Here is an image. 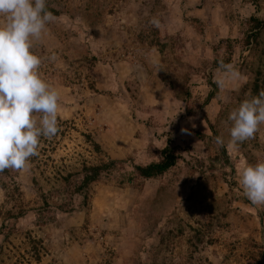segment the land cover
Instances as JSON below:
<instances>
[{"label": "rangeland", "instance_id": "1", "mask_svg": "<svg viewBox=\"0 0 264 264\" xmlns=\"http://www.w3.org/2000/svg\"><path fill=\"white\" fill-rule=\"evenodd\" d=\"M47 7L58 19L33 52L60 94V130L24 170L0 173V264H264V206L240 185L245 164L264 162V124L231 146L228 119L256 81L264 91V0ZM250 17L263 26L246 44ZM228 59L242 78L220 88L214 63ZM167 144L175 165L139 177L132 165L159 161ZM108 160L84 200V166Z\"/></svg>", "mask_w": 264, "mask_h": 264}, {"label": "clouds", "instance_id": "2", "mask_svg": "<svg viewBox=\"0 0 264 264\" xmlns=\"http://www.w3.org/2000/svg\"><path fill=\"white\" fill-rule=\"evenodd\" d=\"M0 173L6 169L24 170L31 157L38 155L40 138L52 139L59 132V92L42 80V58L34 54L47 25L58 18L48 10L47 0H0ZM149 23L159 28L153 17ZM47 59L55 61L53 53ZM217 86L226 80L241 79L232 65L219 63ZM194 118H189L192 120ZM230 145L254 138L264 124V91L243 101L228 117ZM195 126V125H193ZM181 132H187L181 129ZM215 143L223 146L221 137ZM243 195L253 206H264V162L245 164L240 171Z\"/></svg>", "mask_w": 264, "mask_h": 264}, {"label": "trees", "instance_id": "3", "mask_svg": "<svg viewBox=\"0 0 264 264\" xmlns=\"http://www.w3.org/2000/svg\"><path fill=\"white\" fill-rule=\"evenodd\" d=\"M49 11L53 14H56L54 9L47 7ZM250 22H252V27L248 36L246 37V44L251 43L253 40H256V36L258 35L259 30L263 26V22L257 17H250ZM252 39V41H251ZM221 61H215L214 66L218 68V65ZM225 64L230 63V60L223 62ZM261 92V88L258 85L257 81L253 85V91L256 94ZM95 148H98V145H95ZM161 158L159 161L151 162L147 165H132V169L136 172V174L141 177L142 179H155L164 173H166L170 168L175 165L176 159L178 158L177 155L174 153V148H172L169 144H167L160 152ZM116 164L113 160H108L105 163H101L100 165L96 166H84V175L80 185L76 188V193L79 195L84 196V200L87 198L86 193L84 194V190L91 184L96 182L99 179V176L104 170H108ZM36 251V247H35Z\"/></svg>", "mask_w": 264, "mask_h": 264}]
</instances>
